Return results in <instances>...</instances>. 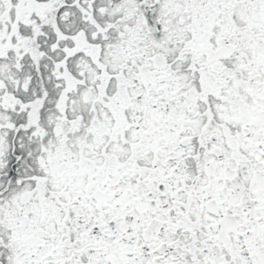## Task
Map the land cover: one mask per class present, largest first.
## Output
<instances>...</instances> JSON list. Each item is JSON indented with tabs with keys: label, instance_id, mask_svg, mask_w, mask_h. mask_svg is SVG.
<instances>
[{
	"label": "snow or ice",
	"instance_id": "snow-or-ice-1",
	"mask_svg": "<svg viewBox=\"0 0 264 264\" xmlns=\"http://www.w3.org/2000/svg\"><path fill=\"white\" fill-rule=\"evenodd\" d=\"M0 264H264V0H0Z\"/></svg>",
	"mask_w": 264,
	"mask_h": 264
}]
</instances>
